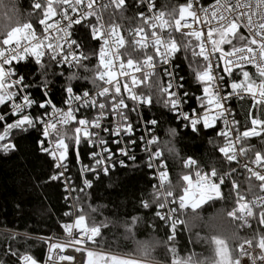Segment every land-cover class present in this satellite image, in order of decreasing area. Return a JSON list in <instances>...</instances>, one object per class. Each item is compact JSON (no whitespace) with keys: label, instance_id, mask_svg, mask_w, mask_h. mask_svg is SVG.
<instances>
[{"label":"snow or ice","instance_id":"6c2138e0","mask_svg":"<svg viewBox=\"0 0 264 264\" xmlns=\"http://www.w3.org/2000/svg\"><path fill=\"white\" fill-rule=\"evenodd\" d=\"M194 4L199 0L179 5L176 18L177 7L165 3L168 18L163 19L164 11L154 12V0H88L86 5L83 0H32L31 11L21 13L13 4L11 15L0 19V152L17 151L18 139L37 132L36 150L49 158V170L35 178L33 187L49 202L52 189H63L52 207L57 213L63 210L61 221H69L60 224L63 241L48 243L45 264H57L53 249L59 250V261H72V255L62 254L65 246L86 253L79 264H159L153 255L157 248L163 251V264H169V255L173 257L170 264H201L193 254L183 261L175 258L180 225L190 237L214 246L204 264H264V195L257 194V190L264 193V119L249 111L250 126L246 120L242 130L230 107L233 97L247 95L253 108L264 109V0H215L206 8L189 11ZM3 7L7 5L0 0ZM78 8L84 11L69 16V9L75 13ZM197 11L203 13L202 28L193 29L185 17L196 21ZM54 15L67 23L46 22ZM93 16L95 20L88 19ZM82 22L90 29L83 43L72 36L73 25ZM124 22L126 35L121 34ZM50 29L56 33L51 39ZM89 37L96 41L98 51L89 48ZM181 52L195 69L190 74L202 96L185 88V77L176 63ZM93 58L98 59L95 65ZM13 61H27L34 69L21 73ZM28 63L23 67L27 69ZM246 65L253 66L255 74L245 70ZM77 81L84 83L77 85ZM57 83L62 107L53 102ZM33 87L41 100L29 94ZM189 96L197 107L185 111ZM157 105L193 134L211 128L223 138V146L212 139V155L207 159L179 158L174 146L177 129H167L169 139L161 142L156 134L161 121L147 115ZM218 120L229 127L228 132L216 131ZM103 133L114 139H106ZM252 137L259 138V148L250 144ZM109 143L116 145L115 151ZM141 145L144 155L137 157L133 149ZM81 146L88 148V163L80 159ZM69 153L80 164L75 177L69 175ZM169 157L183 161L178 183L169 179ZM238 157L248 158V163L242 164ZM117 165L133 173L147 169L158 180L151 192L139 198L137 210L148 214L98 221L102 209L84 198L105 177L117 183L113 181ZM61 199L63 204L57 208ZM207 201H219L222 210L203 217L198 209ZM118 227L123 228L125 238L134 237V230L141 227L151 231L148 240L136 242L135 255H118L103 240V230ZM204 227L208 229L205 238L192 231ZM21 235L28 238L27 233L16 232L9 233V238ZM6 255L17 256V251L9 246ZM18 259L38 264L32 255L22 254Z\"/></svg>","mask_w":264,"mask_h":264},{"label":"trees","instance_id":"16d2710c","mask_svg":"<svg viewBox=\"0 0 264 264\" xmlns=\"http://www.w3.org/2000/svg\"><path fill=\"white\" fill-rule=\"evenodd\" d=\"M188 0H157L158 7L161 11L165 12L167 17V9L163 7L165 3L178 7L179 5L187 3ZM204 4H207L213 0H202ZM32 0H4V4L7 7L0 8V19L5 14L11 15L10 9L13 4L15 8L21 13H27L31 11ZM127 15H133L132 12ZM168 18V17H167ZM139 20V17H137ZM119 23V20L117 19ZM174 23V21H173ZM135 26V24H133ZM128 27L127 22H124V26L121 28L126 33ZM89 31V28L79 25L76 27L75 32L79 37L80 42H84L82 38L85 32ZM241 34H244L242 30ZM178 35V34H177ZM245 35V34H244ZM91 40V37L88 38ZM194 39V38H193ZM227 48V46H224ZM89 48H96L98 51V45L95 40H91ZM198 50V49H197ZM98 59L93 58L92 65L97 64ZM24 63L19 65V71L24 73L26 71L34 69V64L28 63V68H24ZM176 63L180 66V75L185 77V88L192 94L197 95L200 93V86L194 77L190 74L195 69L189 66L188 61L184 58V53H178ZM28 79H32L29 75ZM77 85L84 83L83 81L75 82ZM143 86V85H142ZM90 87V85H89ZM37 101L41 100L39 90L35 87L29 89ZM54 95V101L56 104H62L60 85L57 83ZM196 105V101L192 99V96L187 98V106ZM236 116L242 123V127L249 124V111L251 110L252 103L249 100H239L232 102ZM37 109H32L33 114ZM252 114L254 117L264 119V109L257 110L252 108ZM147 115L149 117L156 116L161 125L157 130V137L159 141L163 142L169 139L167 129L176 128L177 137L174 140V146L179 158H186L191 156L199 160L207 159L212 155L213 143L223 146V138L216 136V133L211 129L202 130L199 135L193 134L190 129H185L182 123L174 119L173 114L167 112L162 105L154 106L149 109ZM2 130V129H0ZM216 131L218 128L216 127ZM38 137V133L32 131L31 135H25V138L18 139V150L4 154L0 152V262L2 264H22V261L18 259L19 255L32 253L36 257L41 258L46 254V244L38 237L49 236L52 234H59L62 231L60 227V216L62 211L57 213L56 209L52 207L56 203L59 193L63 192V189H52V201L49 202L48 198L43 196L39 188H34L36 184V177L46 173L49 170V158L43 156L36 150L35 139ZM250 144H254L257 148L260 147V140L257 137L250 138ZM247 147V145H245ZM87 149L82 150L83 156H85ZM167 155V153H164ZM217 157L222 156L219 152H216ZM254 159V154H250ZM71 159L74 158V154L70 153ZM139 164L140 161L138 160ZM169 165V179L173 182L176 181L177 175L180 174L182 167V159L169 157L167 161ZM241 171H244L241 169ZM147 173V174H145ZM112 183L108 178H104L98 185H94L93 189L88 190L89 194L84 199L91 203L94 207H100L103 215H97L96 219L102 220L105 217L112 220H124L129 219L133 215H147L146 210H137L138 202L141 196L152 191L153 179L151 172L147 169L138 171L136 173L116 169L113 175ZM178 183V181H176ZM258 183V182H257ZM182 191V190H181ZM259 191L257 190V193ZM250 199V197H247ZM63 204V200H59L56 207L59 208ZM226 206V205H224ZM222 210V203L219 201L213 203L207 201L200 206L198 211L201 212L203 217L208 218L213 215L214 212ZM67 220V218H65ZM87 220V218H86ZM255 227V225H254ZM123 228H112L103 230V240L112 245V250L118 255L131 253L135 255V248L137 241H145L149 239L150 229L139 228L134 230V237L125 238ZM162 235L163 229L160 230ZM193 233L199 231L200 238H205L208 229L197 228L192 230ZM16 232L20 234L27 233L28 238L25 240L23 235L18 236L15 240L9 238V233ZM177 256L176 259L183 261L192 254L197 256L201 264L208 261L213 255V249L208 244L200 243V240L195 236L190 237V233L184 231V226H179ZM251 235V233H249ZM100 240V237L96 238ZM190 239L193 242H189ZM11 246L17 251V256L6 255V252ZM153 255L158 260L159 264H163L164 256L163 251L157 248ZM173 257L169 255L167 260L170 264Z\"/></svg>","mask_w":264,"mask_h":264},{"label":"built area","instance_id":"2783aa9c","mask_svg":"<svg viewBox=\"0 0 264 264\" xmlns=\"http://www.w3.org/2000/svg\"><path fill=\"white\" fill-rule=\"evenodd\" d=\"M83 2H84V4L86 5L87 2H88V0H83ZM97 2H98V0H97ZM187 2H188V1H187ZM154 3H155V9H154V12H159V11H161V10L159 9V7H158L157 0H154ZM214 3H215V0H213V1L209 2V3H207V4H204L202 0H199V4H194V8H193L192 10H193V11H196V9H198V8H200V7H205V8H206L207 6H209V5H211V4H214ZM81 11H84V9H82V8H78L77 11H76L75 13H73V12L69 9V10H68V14H69V16H72V15H77V16H79V13H80ZM197 17H198V19H197L196 21H193V18H192L191 16L185 18V19L188 21V23L192 25V28H193V29H200V28H202L203 13L197 11ZM88 19H90V20H95V17H94V16H93V17H88ZM163 19H167L166 15H165V17H164ZM46 22H51V23H53V24H56L57 22H59V23H63V24H66V23H67L66 21H61V20H60V17L57 16V15H54V16L49 17L48 21H46ZM157 23H159V21H157ZM182 23H183V22H182ZM78 26H79V25H73V29H76V27H78ZM81 26L89 28V26L86 25V24H83V22H82ZM97 26L99 27V25H97ZM89 30H90V29H89ZM184 30H185V29H182V31H184ZM240 30L243 31V29H240ZM206 32H207V29L204 28V29H203V34L206 35ZM49 33H50V37H49L50 39H51L52 36H55V35H56L55 31L52 30V29L49 30ZM121 34H122V35H126V33H124V32L122 31V29H121ZM244 34L246 35V33H244ZM72 36H73V38H75V39H77L78 41H80V40H79V37L76 35V32H75V31L72 32ZM140 38H141L140 36L137 37V39H140ZM222 47H224V46H222ZM224 48L227 49L226 47H224ZM24 62H25V61H21V62L13 61V63H17L18 67H19L20 64H22V63H24ZM65 67H66V66H65ZM245 70L249 71L250 74H255V72H256V69H255L253 66H251V65H246V66H245ZM129 71H131V70H129ZM117 72H118V69H117ZM164 81H165V83L167 82V78H166V77L164 78ZM237 82H238V79H237ZM141 86H142V85H141ZM29 94L35 99V97H34V95H33V93H32L31 91H29ZM197 95L202 96V95H203L202 91H200V93H198ZM197 99H199V98H197ZM35 100H36V99H35ZM239 100H249V101H251V103H252V100H251L250 96H247V95L245 96L244 99H239V98H237V97H233L232 100H231V105H230V107L233 109V115L235 116V119L238 120V121L240 122L241 129L243 130L242 123H241V121L239 120V118L236 116L235 111H234V108L232 107V102H236V101H239ZM54 103H55V102H54ZM205 103H206V101H205ZM55 104H56V103H55ZM56 105H57V107H62V106H63L62 104H60V105L56 104ZM196 107H197L196 105L187 106V101H186V104H185V111H187L188 109H191V108H196ZM252 108H253V107H251V110H250V111H251V115L253 116V114H252ZM2 109H3V106H0V111H2ZM31 111H32V110H31ZM49 111H50V110H49ZM212 114H214V113H212ZM178 121H179V120H178ZM180 122H181V121H180ZM181 123H182V125H183V122H181ZM230 123H231V118H230ZM183 126H184V125H183ZM248 126H250V117H249V124H248ZM142 127H143V126L141 125V127H140V128H137V130H136V134H135V135H136L137 138H138L139 135H140V131H141V128H142ZM215 127L218 128V131L221 130V129H224L226 132L229 131V127H226L225 124H224V122H223L222 120H218V121H217V124H216ZM258 130H259V129H258ZM156 134H157V133H156ZM102 135H103L106 139H108V140L114 139L113 137H110V136L108 135V133H103ZM252 138H254V137H252ZM121 146H123V145H121ZM234 146H235V147L237 148V150H238V147H239V146H238V145H234ZM108 147H109L111 150L115 151L116 145H115V144H112V143H109ZM142 147H143V146L141 145L140 147H137V148H134V149H133V151L135 152V154H136L137 157H141V156L144 155V153L141 151V148H142ZM245 147H246V146H245ZM83 149H87L85 156H83V154H82V150H83ZM87 154H88V148H87L86 146H81V149H80V159H81V161H82L83 163H88V155H87ZM238 159L241 160V163H242V164H247V163H248V158H246V157H245V158H240V157H238ZM66 162H67V164H68V168H69V175L75 177V175L77 174V172H78L79 169H80V164L77 163L75 155H74V158L71 159V156H70V153H69V154L67 155ZM250 166L253 167V168H256L257 170H259V166H257V165H250ZM117 169H119V165H117ZM114 171H115V170H114ZM209 171H210V170H209ZM157 175H158V174H157ZM151 176H152V179H153V183H154V184L158 183V180L153 178V174H152V173H151ZM194 182H195V181H194ZM257 194H259V195H264V193H260V192H258ZM246 199H247V197H246ZM63 222H69V221H68V220H64V221H62L61 223H63ZM64 235H65V234H64L63 229H62L61 233H59V234H52V235H49V236L38 237L39 239L43 240V241L45 242V244H46V254H45V256L39 258V260H40V263H39V264H45V259H46V257L48 256V253H49L48 243L58 242V241H59V242H62V241H63V237H64ZM52 252H53V256L57 257V264H79V261H81L82 256L86 258V253H85V254L78 253V252H76L75 249L72 248L71 246H65L64 251H63L62 254H65V255H69V254H70V255H72V256L74 257V259H73L72 261H59V260H58V256H57V253H59V250H58V249H53Z\"/></svg>","mask_w":264,"mask_h":264},{"label":"rangeland","instance_id":"374dc122","mask_svg":"<svg viewBox=\"0 0 264 264\" xmlns=\"http://www.w3.org/2000/svg\"><path fill=\"white\" fill-rule=\"evenodd\" d=\"M189 11H193L192 9H190ZM187 17H189V16H186L185 18H187ZM28 255H32L33 256V258H35V259H37V261H38V264L40 263V260H39V258L38 257H36L34 254H32V253H28ZM120 255V254H119ZM22 264H23V262H22Z\"/></svg>","mask_w":264,"mask_h":264}]
</instances>
